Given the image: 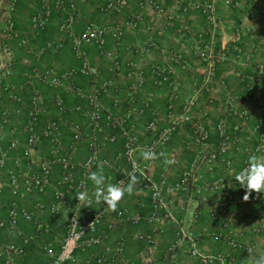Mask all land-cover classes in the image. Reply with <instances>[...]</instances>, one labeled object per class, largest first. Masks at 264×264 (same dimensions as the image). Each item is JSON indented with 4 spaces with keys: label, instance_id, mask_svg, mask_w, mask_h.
I'll return each mask as SVG.
<instances>
[{
    "label": "crops",
    "instance_id": "crops-1",
    "mask_svg": "<svg viewBox=\"0 0 264 264\" xmlns=\"http://www.w3.org/2000/svg\"><path fill=\"white\" fill-rule=\"evenodd\" d=\"M70 1L66 0V4ZM109 1L76 0V14L70 20L67 30L59 29L66 17L63 12L50 18L45 32L39 37L29 26L30 18L40 8V0H15L12 9V0H0V28L7 25L8 18L11 19L14 26L27 33L30 51L45 46L48 41L56 46L55 49L48 48L41 57L36 58L13 38L0 37V72L14 89L13 94L2 95L0 108L12 109L18 106L16 97H19L20 92L17 76L19 77L25 67L35 65L42 72L47 68H52L54 72L70 68L73 65L70 51L72 39L79 36L87 25L94 23L103 27H122L124 34L119 41H114L113 36L106 33L108 47L114 49L122 61H137L143 71V83L133 94L134 102L140 106L133 115L134 133L139 140L149 137L146 125L152 114L156 115L161 125L165 124L169 114L166 106L173 103L179 110L182 100L195 91L206 70L205 62L200 61L195 54V45L198 42L212 45L214 55L219 54L225 47L228 48L229 44L241 48V52L230 49L228 58L218 63L216 82L210 92L198 98L193 110V120L204 121L211 137H214L215 122L224 115L231 123L241 121L237 116L225 114L223 108L226 96L233 94L235 97L232 99V107H247L249 114L247 120H242V143L249 144L253 141L254 125L262 123L261 129L264 130V76L258 71L260 67H264V0H237L239 6L217 3L221 24L212 43L207 34V23L202 14L192 7V4L206 0H121L123 5L119 10L107 9L105 6ZM149 40H154V44L146 45V49L137 52L136 48L145 46ZM60 42L62 45L58 46ZM8 52L12 57L11 61L8 60L9 63ZM177 54L181 56L184 66L175 60ZM89 60L94 66L106 69L100 76V81H109L103 91L102 100L105 106L114 107L113 101L118 95V89L130 86L135 82V77L128 76L123 71L107 73L108 62L93 48L89 50ZM155 65L170 69L175 88L154 84L155 75L151 68ZM245 74H255L257 77L252 90L242 87V76ZM74 85L90 89L96 86V82L91 78L78 77ZM39 89L43 96L54 92L46 85L39 86ZM227 90H230L229 94ZM60 92L71 101L70 91L63 89ZM251 97L262 100L263 106L249 103L248 99ZM158 103L161 108L154 111L153 107ZM126 104L124 102L123 106ZM115 110L117 112L119 108ZM60 129L66 134L69 132L64 123L60 125ZM20 137L25 139L24 132L20 133ZM63 147L74 161L80 162L88 154L84 142L73 145L66 138ZM115 149L117 147L109 144L99 146L100 159L110 158ZM211 149L208 144L193 142L190 124H180L168 142L159 149L157 159L151 167L154 176L159 172L167 174L165 197L178 223L167 218L153 222L146 219L151 207L150 198L137 178L132 194L125 193L114 211L107 207L101 222V243L87 250H76L75 260L65 264H89L97 257H104L105 264H194L196 260L189 254L188 243L184 237L186 234L196 237L201 251L206 255L222 254L233 262L251 264L252 253L264 252V212L262 204L243 199L245 189L231 177L239 170L244 154L235 152L232 144L230 150L235 160L230 170L225 171L218 160L212 161L195 168L187 188L174 185L190 167L197 151L207 154ZM48 150L45 142L43 146L33 149L34 161L42 159ZM135 156L143 159L140 150ZM99 166L104 169L106 183H111L116 171L103 164ZM7 169L5 166L0 170V219L4 220L5 204L9 197V192L4 187L7 182ZM57 180L58 172L54 170L46 189L20 200L33 211V216L29 222L21 220L17 229L22 234L36 232L35 242L28 245L20 256L6 253L5 243L19 237L8 228L2 229L0 264H9L10 259L17 260L18 264H44L50 256L48 248H53L54 251L59 249L65 236L67 219L77 200L76 194L82 191L91 193L95 186L89 180L85 190L68 189V203L55 211L52 210V192L57 186ZM215 181L218 186L214 188L212 184ZM99 205L93 202L85 206L82 213L90 216ZM42 229L46 231L40 233L39 230ZM142 233L154 235L155 243L151 245L138 237ZM227 237L244 246L250 245L251 250L230 248L226 243Z\"/></svg>",
    "mask_w": 264,
    "mask_h": 264
},
{
    "label": "built area",
    "instance_id": "built-area-1",
    "mask_svg": "<svg viewBox=\"0 0 264 264\" xmlns=\"http://www.w3.org/2000/svg\"><path fill=\"white\" fill-rule=\"evenodd\" d=\"M14 1L12 0L10 4L11 9ZM217 3L239 6L237 0H206L202 3L192 4V7L202 14L208 25L207 34L212 40L211 43L221 24ZM122 5L121 0H110L105 7L119 10ZM76 8V0H71L67 4L66 0H40L38 12L30 18L29 29L40 37L45 32L50 18L64 12L66 17L59 29L66 31L70 20L76 14ZM106 33H110L114 41H119L124 34V29L119 26L103 27L90 23L79 36L73 38L70 44L73 65L68 69L54 72L52 68H47L42 72L35 65L25 67L19 77L17 76L20 92L19 97H16L18 106L12 109L0 108V170L5 166L8 168L7 182L4 187L9 192L5 204L6 219H0V231L8 228L19 237L5 243L6 253L20 256L28 245L35 242L36 232L22 234L17 229L21 220L29 222L33 216V211L24 206L20 200H25L30 194H38L46 189L54 170L58 172V180L57 186L52 192V210L56 211L60 206L68 203L66 193L68 189L85 190L89 182V172L96 171L99 164H103L116 171L112 184L125 186L129 179L128 173H136L140 183L149 194L151 207L146 218L149 222L167 218L178 223V219L165 197V189L168 187L167 174L159 172L157 176H154L151 167L155 160L139 159L135 156L138 150L142 153L147 150L158 153L180 124H190L193 130V142L208 144L212 149L207 154L197 151L190 167L174 184L175 187L180 188H187L195 168L205 163L218 160L225 171L230 170L235 160L234 154L230 150L232 144L235 152L244 154L239 170L246 166L249 154L264 153L262 123L253 126L255 133L253 141L249 144L242 143V120H247L249 114L247 107H232V99L235 97L233 94L226 96L223 108L225 114L237 116L241 121L231 123L224 115L215 122L214 137H211L204 121L193 120V110L198 98L211 91L216 82L215 73L218 63L225 61L229 56L227 47L219 54L214 55L212 45H204L201 42L195 45V54L200 61L205 62L206 70L200 77L195 91L182 100L179 110L173 103L166 106L169 114L165 124L161 125L156 115L152 114L146 125V130L150 135L146 139L139 140V137L134 133L133 115L140 106L134 102L133 94L143 83L144 74L134 59L120 60L118 53L108 47ZM1 36L13 38L24 50L30 51L27 33L14 26V22L9 18L7 25L0 28ZM148 42L145 46L136 48L137 52L146 49V45L154 44V40ZM57 45L61 46L62 42ZM48 48L55 49L56 46L53 42L48 41L45 46L30 52L39 58ZM90 48H93L102 59L108 62L107 73L123 71L128 76L135 77V82L130 86L118 89V95L113 101L114 107L112 108L105 106L102 100L103 91L109 81H100V76L106 69L103 70L91 64L89 60ZM235 51L240 53L241 48H235ZM11 58L8 52L7 63ZM175 60L184 66L179 54L175 56ZM151 71L155 75L154 84L176 87L169 68L155 65ZM258 71L264 76V67H260ZM6 73L11 75L10 71ZM78 77L91 78L96 82V86L90 89L75 86L74 81ZM256 78L255 74L243 75V89H252ZM42 85L50 87L54 92L51 95L43 96L39 89V86ZM58 89L59 91H56ZM63 89L71 92V101L60 92ZM13 92V87L0 72V99L4 93L13 94ZM229 92L230 90H227L228 94ZM124 102L127 103L125 106H123ZM248 102L263 106V101L256 97H251ZM116 108H119L117 112ZM160 108L158 103L155 104L153 110L157 111ZM62 123L68 126V134L60 129ZM21 132L25 134L24 140L20 137ZM66 138L73 145L82 142L86 144L88 154L80 162L74 161L64 150L63 141ZM44 142L48 145L49 150L45 152L42 159L35 162L32 150L43 146ZM104 144L115 146L117 149L110 158L100 159L98 148ZM217 186L218 182H213L212 187ZM263 198L264 194L256 192L254 195H250L249 200L255 204H262L264 212ZM83 204V201L76 200L67 219L63 242L55 251L53 248H48L50 256L44 264L73 262L76 250H87L101 243L103 235L101 222L106 214L107 206L102 202L90 216H87L82 213V210L85 209ZM39 231L42 233L46 230ZM138 237L148 241L151 245L156 241L154 235L151 234L142 233ZM184 237L188 243L190 256L196 260L194 264H242L228 260L222 254L206 255L201 251L194 235L186 234ZM226 243L230 248L251 250L250 245L244 246L229 237H227ZM173 248L174 246L171 250ZM105 262L104 257H97L89 264H105ZM9 264H18V262L10 259Z\"/></svg>",
    "mask_w": 264,
    "mask_h": 264
},
{
    "label": "clouds",
    "instance_id": "clouds-1",
    "mask_svg": "<svg viewBox=\"0 0 264 264\" xmlns=\"http://www.w3.org/2000/svg\"><path fill=\"white\" fill-rule=\"evenodd\" d=\"M144 160L157 159V153L151 150L142 153ZM171 162V161H169ZM245 189L243 199L247 201L253 192L264 194V153H251L247 157L246 166L235 172L231 176ZM128 183L125 186L119 184L106 183V176L102 166H98L97 171L89 172L88 179L95 186L94 191H82L76 194L79 201H83V206H89L93 202H102L111 210H115L121 198L127 194H132L137 184L135 172L128 173ZM251 264H264V252L252 253Z\"/></svg>",
    "mask_w": 264,
    "mask_h": 264
},
{
    "label": "trees",
    "instance_id": "trees-1",
    "mask_svg": "<svg viewBox=\"0 0 264 264\" xmlns=\"http://www.w3.org/2000/svg\"><path fill=\"white\" fill-rule=\"evenodd\" d=\"M236 48V45H234V44H229V46H228V49L230 50H233V49H235ZM254 86V85H253ZM252 86V87H253ZM253 89V88H252ZM252 89H249V90H252Z\"/></svg>",
    "mask_w": 264,
    "mask_h": 264
}]
</instances>
